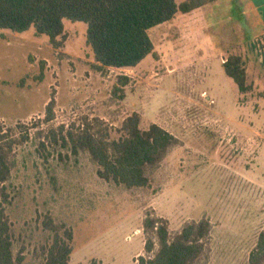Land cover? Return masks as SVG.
<instances>
[{"label":"rangeland","instance_id":"rangeland-1","mask_svg":"<svg viewBox=\"0 0 264 264\" xmlns=\"http://www.w3.org/2000/svg\"><path fill=\"white\" fill-rule=\"evenodd\" d=\"M247 1L176 13L148 31L152 53L130 69H99L79 22L63 21L57 47L32 30H0V137L15 141L0 188L13 253L23 248L24 264H41L44 215L72 230L68 264H137L146 210L165 219L170 234L208 219L205 264H247L264 227V34L253 37L260 28ZM252 1L264 21V0ZM231 55L244 62L247 94L223 72ZM118 77L128 79L121 99ZM50 98L54 119L44 123ZM132 113L142 130L156 124L180 143L144 189L100 180L86 154L71 157L47 139L50 129L89 124L117 140Z\"/></svg>","mask_w":264,"mask_h":264},{"label":"trees","instance_id":"trees-1","mask_svg":"<svg viewBox=\"0 0 264 264\" xmlns=\"http://www.w3.org/2000/svg\"><path fill=\"white\" fill-rule=\"evenodd\" d=\"M0 0V30L22 34L32 30L46 36L50 44L63 34V21L85 25L86 44L99 69H130L152 53L148 31L171 21L176 13L189 14L217 0ZM257 42H252L254 49ZM223 72L232 80L240 94L251 91L246 82L245 65L239 56H228L222 63ZM128 79L118 77L114 95L122 98ZM54 101L44 108L43 122L54 119ZM121 136L110 140L108 134L94 131L85 124L81 129H50L49 143L64 149L71 157L86 154L96 166V176L127 191L150 185L154 173L179 140L156 124L140 128V117L132 113L120 127ZM0 137V185L9 180L8 157L15 141ZM26 141L27 137H21ZM44 146V145H41ZM0 264H24V249L13 253V231L5 214L9 204L0 188ZM43 242L37 249L41 264H68L72 253V230L55 223L49 215L40 222ZM211 224L206 218L185 223L170 234L165 219L146 210L141 223L143 256L137 264H205L209 253ZM93 264V263H92ZM247 264H264V227L250 251Z\"/></svg>","mask_w":264,"mask_h":264},{"label":"crops","instance_id":"crops-1","mask_svg":"<svg viewBox=\"0 0 264 264\" xmlns=\"http://www.w3.org/2000/svg\"><path fill=\"white\" fill-rule=\"evenodd\" d=\"M246 4L247 10H249L252 13V16H255L256 18V23L252 22V25H257L260 28L259 30L256 29V32L254 33L253 37L264 34V21H262V17L259 13V6L257 7L252 0L247 1Z\"/></svg>","mask_w":264,"mask_h":264}]
</instances>
